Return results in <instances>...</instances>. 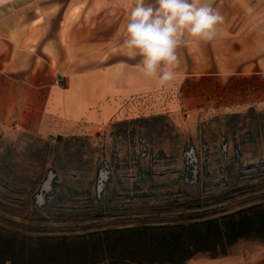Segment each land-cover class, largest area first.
<instances>
[{"label": "crops", "instance_id": "1", "mask_svg": "<svg viewBox=\"0 0 264 264\" xmlns=\"http://www.w3.org/2000/svg\"><path fill=\"white\" fill-rule=\"evenodd\" d=\"M130 2L0 0V131L94 135L138 117L202 121L264 100V0H208L224 18L216 39L180 46L182 79L163 87L123 54L117 33ZM201 264L245 261L230 253Z\"/></svg>", "mask_w": 264, "mask_h": 264}, {"label": "rangeland", "instance_id": "2", "mask_svg": "<svg viewBox=\"0 0 264 264\" xmlns=\"http://www.w3.org/2000/svg\"><path fill=\"white\" fill-rule=\"evenodd\" d=\"M195 119L193 113L176 121L166 115L138 117L111 123L94 135L59 140L0 131V178L18 180L0 186V223L25 237L73 236L111 227L188 223L264 204V110ZM138 137L149 151L139 160L133 142ZM222 137L228 141L227 159L220 153ZM202 143L208 145L205 153L199 150ZM188 144L198 147L200 161L193 185L182 179ZM51 191L63 200L50 197L40 207ZM230 253L245 264H264V238H240ZM221 256L197 252L184 264Z\"/></svg>", "mask_w": 264, "mask_h": 264}, {"label": "trees", "instance_id": "3", "mask_svg": "<svg viewBox=\"0 0 264 264\" xmlns=\"http://www.w3.org/2000/svg\"><path fill=\"white\" fill-rule=\"evenodd\" d=\"M138 139L142 138L133 140L137 145V160L149 154L147 147V154L138 156ZM220 153L224 159L228 158V141L226 156L221 150ZM151 165L146 171H151ZM186 172V168L183 169L182 179L193 185L199 180L200 165L194 182L185 181ZM138 173L142 179L141 170ZM16 181L0 178V186L8 187L9 183ZM56 194L55 191L45 193L40 207L47 206L49 198ZM148 195L141 193V196ZM54 198L63 200L60 196ZM249 237L264 238V204L188 223L111 227L73 236L25 237L0 223V264L6 261L12 264H184L197 252L225 255L238 239Z\"/></svg>", "mask_w": 264, "mask_h": 264}, {"label": "clouds", "instance_id": "4", "mask_svg": "<svg viewBox=\"0 0 264 264\" xmlns=\"http://www.w3.org/2000/svg\"><path fill=\"white\" fill-rule=\"evenodd\" d=\"M126 7V23L117 33L123 54L139 58L135 67L160 87L182 79L177 49L215 40L224 19L208 0H131ZM256 107L264 110V100Z\"/></svg>", "mask_w": 264, "mask_h": 264}, {"label": "built area", "instance_id": "5", "mask_svg": "<svg viewBox=\"0 0 264 264\" xmlns=\"http://www.w3.org/2000/svg\"><path fill=\"white\" fill-rule=\"evenodd\" d=\"M56 82L61 86H64L65 77L62 75H58L56 77ZM137 144H138V156L139 157L145 156L147 154V146L144 140L138 139ZM207 148L208 145L202 143L199 147V150L201 152H206ZM226 151H227V139L222 137L221 152L224 156H226ZM183 160H184L185 168L187 170L184 179L185 181L192 183L196 180L198 173V164H199L198 147H196L194 144L188 145L183 151Z\"/></svg>", "mask_w": 264, "mask_h": 264}, {"label": "bare ground", "instance_id": "6", "mask_svg": "<svg viewBox=\"0 0 264 264\" xmlns=\"http://www.w3.org/2000/svg\"><path fill=\"white\" fill-rule=\"evenodd\" d=\"M49 181H50V178L46 181L45 183V186L48 187L49 186Z\"/></svg>", "mask_w": 264, "mask_h": 264}]
</instances>
